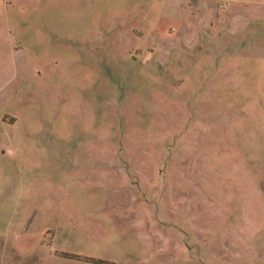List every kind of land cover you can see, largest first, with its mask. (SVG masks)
<instances>
[{
	"label": "rangeland",
	"instance_id": "374dc122",
	"mask_svg": "<svg viewBox=\"0 0 264 264\" xmlns=\"http://www.w3.org/2000/svg\"><path fill=\"white\" fill-rule=\"evenodd\" d=\"M0 264H264V0H0Z\"/></svg>",
	"mask_w": 264,
	"mask_h": 264
}]
</instances>
